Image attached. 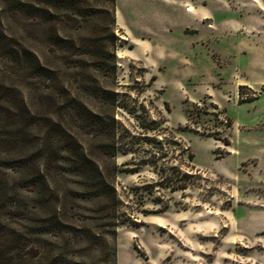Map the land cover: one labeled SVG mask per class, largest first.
Returning <instances> with one entry per match:
<instances>
[{"label":"rangeland","instance_id":"1","mask_svg":"<svg viewBox=\"0 0 264 264\" xmlns=\"http://www.w3.org/2000/svg\"><path fill=\"white\" fill-rule=\"evenodd\" d=\"M82 1L0 2V264H264V0Z\"/></svg>","mask_w":264,"mask_h":264},{"label":"trees","instance_id":"2","mask_svg":"<svg viewBox=\"0 0 264 264\" xmlns=\"http://www.w3.org/2000/svg\"><path fill=\"white\" fill-rule=\"evenodd\" d=\"M103 4H98L96 6L97 10L101 13H105L108 18V24L114 25L115 16H114V8H115V0H104ZM0 2L10 3L13 9L19 11H28L34 9V7H40L44 13L48 15V17H52L54 13L57 11H63L64 20L69 21L71 17H84L88 15L86 10H82L81 4L82 0H0ZM79 9V10H78ZM12 41V40H10ZM10 41L1 42V48L3 51L11 52L16 56L19 55L16 49L12 48V43ZM14 44V43H13ZM19 48L24 52L22 56L19 55L20 59L24 61L28 67L35 68H45V64L41 63L39 57H37L34 53L30 52L27 47L19 46ZM6 49V50H5ZM153 77V76H152ZM41 147L36 148L37 151L40 150ZM98 176L100 177V172L96 169ZM115 254V249L113 248V255Z\"/></svg>","mask_w":264,"mask_h":264},{"label":"bare ground","instance_id":"3","mask_svg":"<svg viewBox=\"0 0 264 264\" xmlns=\"http://www.w3.org/2000/svg\"><path fill=\"white\" fill-rule=\"evenodd\" d=\"M187 11H189L190 10V8L189 7H187V9H186Z\"/></svg>","mask_w":264,"mask_h":264}]
</instances>
